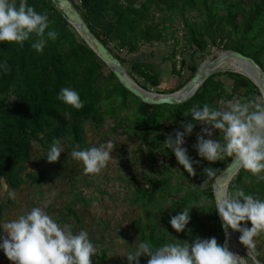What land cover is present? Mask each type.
Instances as JSON below:
<instances>
[{
    "label": "rangeland",
    "instance_id": "1",
    "mask_svg": "<svg viewBox=\"0 0 264 264\" xmlns=\"http://www.w3.org/2000/svg\"><path fill=\"white\" fill-rule=\"evenodd\" d=\"M244 1L251 4L257 0ZM72 2L80 5L79 0ZM219 13H222L221 9ZM185 16L196 24L197 30L204 31L206 22L203 13L193 8L187 10ZM154 22L166 28L161 41L140 42L131 53L113 49L123 60L122 66L127 75L146 91L174 93L189 81L193 75L192 67L197 70L204 61H210L222 51L230 50L223 46L227 31L224 25L212 33L221 46L217 47L208 40V45L200 50L189 41L186 29L176 12L155 13ZM261 41L264 43V36ZM136 61L153 64L160 72V85L164 84L165 88L161 89L160 85H147L143 88L142 80L130 73L131 65ZM259 66L262 69L264 67V50L261 52ZM227 72L234 71H216L211 79V83L215 84V93L211 97L214 106L218 108L219 101L232 99L233 96L242 100L262 98L260 92L259 96H254L248 92V88L234 89ZM253 84L257 86L256 83ZM256 90L259 91V88ZM135 106V103L129 102L128 108L121 112L122 117L113 120L105 117L100 124L92 120L83 121V145L79 148L76 143H72L73 135L69 133L60 140L64 152L55 163H49L45 159L51 146L48 141L43 139L42 142H33L29 160L16 168V186L7 182L8 191L0 190V207L3 210L0 228L6 222L17 219L19 215L33 207L42 206L53 198V203L46 209L50 215L62 224L71 225L73 230L89 231V238L97 248L96 256L90 258L92 264H128L123 256L135 248V241H144L140 228L148 223L156 224L163 233L161 245L172 242L175 238L191 242L196 237H215L218 244L222 245L223 236L218 234L221 228L215 211L214 195L210 196L207 186L201 187L207 179L204 170L211 168L210 163L199 158L192 147L204 126L197 125L193 134L185 138L183 146L188 148V155L199 161L194 165L196 175L189 176L178 164L171 150L164 145L167 135L180 129L174 125L177 118L166 112L160 125L150 130L145 140H141L138 137L139 124L133 120L131 113ZM188 114L190 112L182 113L181 123L191 121ZM127 115L131 118H126ZM211 139L222 141L223 133L213 130ZM108 141L116 145L110 155L118 163L109 162L97 175L85 174L83 164L74 160L71 152ZM237 173L230 180L227 191L242 189L246 194L264 199V180H258L250 173L238 180ZM157 182L160 184L153 194L150 193L143 200L137 199L140 187ZM11 192L15 193L14 199L9 195ZM187 206L191 207V221L184 232L176 233L169 220ZM246 223L251 227L250 222ZM236 233L239 237L240 233ZM255 243L253 252L264 264V234L255 238ZM242 254L247 264H257L246 251H242ZM147 260V257L142 256L139 263L147 264ZM0 264H12L2 251Z\"/></svg>",
    "mask_w": 264,
    "mask_h": 264
},
{
    "label": "trees",
    "instance_id": "2",
    "mask_svg": "<svg viewBox=\"0 0 264 264\" xmlns=\"http://www.w3.org/2000/svg\"><path fill=\"white\" fill-rule=\"evenodd\" d=\"M79 1V6L72 4L92 33L119 59L121 65L123 60L113 49L131 53L140 42L161 41L166 28L155 23L154 19L155 13L165 12H176L180 16L189 41L200 50L208 45V40L217 47L221 46L212 33L224 25L227 31L223 46L251 57L260 65L264 50L261 41L264 36V0L251 4H246L244 0ZM28 3L37 12L48 13L50 30H55L58 38L48 41L40 54L31 48L32 41H26L23 47L0 44V62L6 63L9 69L7 72L0 71V177L10 185L16 186V168L29 160L33 142L45 139L52 144L54 140H62L72 133V143L80 148L84 143L83 121L92 120L100 124L105 117L110 120L122 117L121 112L128 108L129 102L136 104L131 113L133 120L139 124L138 137L141 140H145L150 130L160 125L166 112L177 118L174 125L183 131L180 127L183 112L189 113L193 106L202 107L205 103L216 107L211 99L215 93V84L211 83L213 74L182 104L153 106L142 103L117 81L52 0H28ZM193 8L205 15L203 32L197 30L196 24L185 16L186 11ZM220 9L222 13H219ZM32 40H35L34 36ZM192 70L194 75L196 67ZM130 73L142 80L143 88L160 85V72L151 63L136 61L132 63ZM227 75L234 89L248 88L254 96L260 95L257 86L247 77L235 72H227ZM64 87L79 92L84 102L83 109L76 110L57 99ZM126 118L131 117L127 115ZM231 160L226 157L223 161L210 163V167L218 174ZM248 174L240 169L237 179ZM215 178L204 180L211 197ZM159 184L140 187L137 199L143 200L153 194ZM2 212L0 207V220ZM218 234L223 236L221 229ZM140 235L156 246H160L164 238L154 223L141 227Z\"/></svg>",
    "mask_w": 264,
    "mask_h": 264
},
{
    "label": "clouds",
    "instance_id": "3",
    "mask_svg": "<svg viewBox=\"0 0 264 264\" xmlns=\"http://www.w3.org/2000/svg\"><path fill=\"white\" fill-rule=\"evenodd\" d=\"M50 23L48 13L37 12L28 0H0V44L23 47L26 41H32L31 48L40 54L48 41L58 38V33L50 30ZM8 70L7 64L0 62V71ZM160 88L165 85L161 84ZM57 99L76 110L84 107L79 92L71 87L61 88ZM219 105L218 108L207 103L202 107L193 106L191 121L181 123L183 131L167 135L165 148L171 150L189 176H195L194 165L199 161L193 160L183 145L194 128L203 125L192 146L199 158L209 163L231 158L238 168L264 180V98L242 100L233 96L219 101ZM213 130L223 133L222 141L211 139ZM115 146L111 141L99 143L73 150L71 156L83 164L85 174L97 175L109 162L116 161L110 155ZM62 152L61 142L56 139L45 159L55 163ZM204 174L208 179L216 177L217 172L206 168ZM201 187H206V183ZM0 190L8 191L7 181L2 177ZM9 195L15 198L14 192ZM51 203L53 198L6 222L0 228V251L12 264H92L90 258L96 256L97 248L89 238V231L73 230L71 225L60 223L46 211ZM190 209L184 207L170 218L169 224L176 233L184 232L189 225ZM215 211L227 228L240 233L239 242L254 251L255 238L264 234V199L246 194L242 189L221 192ZM246 222H250L251 227ZM142 256L148 258L147 264H241V258L218 244L215 237H196L191 242L175 238L160 246L147 240L135 241V248L123 257L128 264H139Z\"/></svg>",
    "mask_w": 264,
    "mask_h": 264
},
{
    "label": "water",
    "instance_id": "4",
    "mask_svg": "<svg viewBox=\"0 0 264 264\" xmlns=\"http://www.w3.org/2000/svg\"><path fill=\"white\" fill-rule=\"evenodd\" d=\"M59 10L63 13L67 21L74 27L76 32L82 37L85 43L96 53V55L106 64L117 81L133 96L138 98L142 103L153 106L157 105H178L186 102L190 99L204 81L219 71L227 60L235 59L242 61L246 64L249 71L255 74V83L259 88L261 96L264 97V70L249 56L243 55L237 51H222L216 58L210 61H204L190 80L178 91L171 94H160L146 91L139 87L137 83L126 74L118 58H116L108 48L102 44V42L92 33L89 27L84 22L80 13L76 10L70 0H53ZM239 73L243 76L244 74ZM233 160L222 170H220L212 185L214 201L216 203L217 198L221 192H226L230 180L240 170ZM220 227L223 234L222 246L227 248L229 238L234 236L236 243L238 244L239 251L234 252L236 256L241 258V264H247L244 257L241 255V251H246L257 264H263L253 251L248 250L244 245L239 242V237L235 231L227 228L222 220L218 216Z\"/></svg>",
    "mask_w": 264,
    "mask_h": 264
},
{
    "label": "bare ground",
    "instance_id": "5",
    "mask_svg": "<svg viewBox=\"0 0 264 264\" xmlns=\"http://www.w3.org/2000/svg\"><path fill=\"white\" fill-rule=\"evenodd\" d=\"M55 5H56V3H55ZM222 69H229V70H233L234 72H240V73L244 74L247 78H249L250 80H252L253 83H255V74L252 71H249V69L246 66V64L243 63L242 61H238V60H235V59L232 58L230 60H227L226 63H224V65L221 67L220 70H222ZM262 98H264V97H262ZM227 249L230 252H232L234 255H236L234 252L239 251L238 244L236 243V240H235L234 236H231L229 238V241H228V244H227ZM240 253L243 256L242 251Z\"/></svg>",
    "mask_w": 264,
    "mask_h": 264
}]
</instances>
